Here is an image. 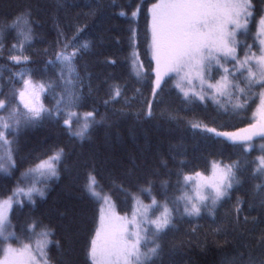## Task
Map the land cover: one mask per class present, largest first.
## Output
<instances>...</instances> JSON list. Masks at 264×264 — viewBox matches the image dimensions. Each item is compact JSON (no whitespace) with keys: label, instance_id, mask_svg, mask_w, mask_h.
<instances>
[{"label":"trees","instance_id":"1","mask_svg":"<svg viewBox=\"0 0 264 264\" xmlns=\"http://www.w3.org/2000/svg\"><path fill=\"white\" fill-rule=\"evenodd\" d=\"M156 1L63 0L61 6L60 0H0V15H14L28 6L36 22L35 41L24 52L31 57V64L18 66L8 60L9 55L18 54L10 52L14 33L0 38V44L4 46L0 51V99L10 97L14 88L22 86L11 79L12 74L22 68L33 69L36 81H57L54 91L60 92L58 68L46 67L45 62L58 47V31L71 36L75 27L88 25L80 41H88L89 47L75 62L83 99L74 111L82 114L96 109L99 123L83 139L69 135L63 126V117L45 118L19 132L12 130L8 139L15 141L12 147L16 150L18 167L11 176L0 173L2 199L11 193L20 172L31 160L37 155L51 154L52 149L63 148L59 177L48 182L44 197H34L35 204L25 200L23 206L14 205L10 212V230L19 238L10 240L12 244L30 242L35 237L27 231L33 218L52 231V243L46 250L50 264H92L88 250L97 228L100 201L85 187L90 173L98 181V191L111 199L116 211L129 216L135 197L145 203L151 202V196L141 193L142 188L149 186V181L152 195L157 200L163 202L167 197L172 201L186 191L184 174L197 171L207 174L212 162L221 159L240 161L238 176L241 184L232 191L230 199L217 205L214 217L205 212L200 218H182L177 213L176 227L161 237L163 250L155 264H190L191 261L219 264L221 258L225 254L231 255L238 244L249 245L245 258L249 250L259 255L256 237L264 232V225L244 223V217L251 221L252 217L262 215L259 202L264 196V175L254 173L253 161L261 155L259 144L264 140L257 138L254 147L245 153L241 146L215 134L235 131L253 122V113L260 101L259 89L247 110L239 115L218 108L211 100L186 103L174 87V76L166 77L162 90L154 97L148 8ZM255 3L258 12L264 10L261 0H255ZM90 8L96 9L94 16L86 15ZM134 11L136 16L132 15ZM121 12L125 14L121 15ZM256 21L247 37L248 43L255 39L259 15ZM256 43L258 45L259 41ZM243 54L241 51V57ZM220 74L215 73L216 79ZM115 85H119L122 95L105 105L103 102ZM77 89H81V83L77 84ZM41 101L46 108H52L56 97L49 91ZM150 102L153 115L149 118L146 113ZM170 114L176 118H170ZM193 124L200 127L193 128ZM238 197L243 200V210L237 225L235 205ZM220 225L226 231L215 235L214 230ZM193 228L196 229L194 233ZM206 236L208 247L202 252L200 247ZM226 240L228 247L217 250L215 245ZM2 247L3 243H0V251Z\"/></svg>","mask_w":264,"mask_h":264},{"label":"snow or ice","instance_id":"2","mask_svg":"<svg viewBox=\"0 0 264 264\" xmlns=\"http://www.w3.org/2000/svg\"><path fill=\"white\" fill-rule=\"evenodd\" d=\"M60 2L63 6V0ZM261 3L264 4V0ZM95 14L94 8L86 13L90 16ZM124 14L121 12V15ZM148 14L152 59L156 64L153 96L162 90L166 77L174 76V87L186 103H206L211 100L218 108L239 115L247 110L259 89L260 104L254 113V122L237 132L219 135L241 146L245 153L254 147L257 138L264 140V10L258 12L255 0H157L148 8ZM132 15L136 16L137 12L134 11ZM257 15L259 21L255 39L248 43L247 37L252 26L257 23ZM87 27V24L75 27L71 36L58 31V47L45 62L46 67L51 65L58 68L60 92L54 91L58 86L57 81L34 80L33 69L22 68L20 72L12 74L13 83H21L22 86L14 88L10 97L0 99V112L8 109L11 99L18 101L15 107L8 110L7 115H0V173L5 176H11L18 167L16 150L12 147L15 141L8 139V133L12 130L19 132L21 128L35 126L45 118L63 117V126L69 135L83 139L99 123L96 120V109L82 114L78 110L74 111L80 107L83 99L82 82L79 81L75 62L82 51L89 47L88 41H80ZM9 32L15 34L10 52L18 54L9 55L8 60L18 66L31 64V57L24 55L36 38V22L32 19L31 7L26 6L14 15H0V38ZM3 47L0 44V51ZM254 48L258 50L253 51ZM44 51L47 53L48 50ZM217 72L221 73L219 79L215 76ZM78 83H81V89H77ZM49 91L56 97L52 108H46L41 101V97ZM121 95V88L115 85L103 103L108 105ZM152 115L150 102L146 116L150 118ZM170 118L176 117L170 114ZM77 122L79 127L73 131V124ZM192 127L200 125L193 124ZM260 152L261 155L253 161V171L264 175V143L260 145ZM63 158V148L52 149L51 154L46 156L37 155L20 172L11 193L0 199V243L4 245L0 264H41L34 251H39L42 264H50L46 250L52 243V231L39 219L33 218L27 225V231L36 237L35 250L31 243L21 242L20 247H14L8 241L19 238L15 231L10 230V212L14 205L23 206L25 200L35 204L34 197H44L48 182L59 177V165ZM240 168L239 160L226 162L221 159L212 162L211 171L207 175L198 171L184 174L183 186L186 191L172 201L167 197L163 202L157 200L152 195L149 181V186L142 188L141 193L151 196V202L145 204L135 197L136 206L131 219L115 213L107 217L102 214L100 226L88 250L92 264H155L163 250L160 242L162 235L176 227V214L180 213L182 218H200L207 212L214 217L217 205L230 199L232 191L241 184L238 176ZM85 187L91 196H100L98 181L91 173ZM242 204L243 200L238 197L235 205L237 225L240 223ZM259 207L262 215L252 217L251 221L246 216L244 223L264 225V196L260 199ZM192 231L194 233L196 229ZM225 231V227L220 225L214 234L220 235ZM228 245L229 241L226 240L223 244L217 243L215 247L221 250ZM207 247L206 236L200 251H206ZM255 247L259 249V255L249 250L245 258V250L249 249V245L238 244L231 255L225 254L221 258L219 264H264V232L256 237ZM190 264L199 262L191 261Z\"/></svg>","mask_w":264,"mask_h":264},{"label":"rangeland","instance_id":"3","mask_svg":"<svg viewBox=\"0 0 264 264\" xmlns=\"http://www.w3.org/2000/svg\"><path fill=\"white\" fill-rule=\"evenodd\" d=\"M157 2V1H156ZM155 2V3H156ZM264 9V8H263ZM151 32V31H150ZM151 46V45H150ZM151 56H152V50H151ZM154 61V60H153ZM155 67H156V64H155V61H154V69H155ZM154 80H155V73H154ZM175 78V77H174ZM153 80V81H154ZM175 80V79H174ZM153 86V85H152ZM17 103H18V101L16 100V99H12L11 101H10V103H9V106H8V109H5V112H4V115H7V112H8V110H10L12 107H15L16 105H17ZM259 104H260V101L258 102ZM259 104H258V106H259ZM258 106L256 107V110H255V112L254 113H256L257 112V109H258ZM21 108H22V105H21ZM253 113V114H254ZM256 118H258V117H256ZM255 119V118H254ZM254 119H253V122H254ZM252 122V123H253ZM248 125H246V126H244V127H242V128H246ZM79 127V123L77 122L76 123V125L74 126V130H76V128H78ZM242 128H239V129H242ZM239 129H237V130H235V131H230V132H237ZM219 134V133H225V132H215V134ZM259 145H261V144H259ZM210 171H211V168H210V170H209V172L207 173V174H209L210 173ZM207 174H205V175H207ZM7 197V196H6ZM6 197H4V198H6ZM96 198H98V200L100 201V210H99V217H98V223H97V228L100 226V221H101V216H102V214L103 215H105L106 217L110 214V213H115L117 216H120V217H127L128 219H131V217H132V213H133V209H134V207L136 206V201H135V204L133 205V208H132V211H131V213H129V216H123V215H120L117 211H116V209H115V207H114V204L112 203V201H111V199L107 196V195H104V194H100V196L99 197H96ZM3 199V198H2ZM142 201V200H141ZM143 203H145L144 201H143ZM145 204H148V203H145ZM159 211V210H158ZM158 211H157V213L156 214H158ZM96 228V229H97ZM95 234H96V232H95ZM95 236V235H94ZM93 236V237H94ZM35 239H36V237H33V239L30 241V242H25V243H31L32 244V247H33V249L35 250ZM8 243H11L10 241H8ZM4 246V245H3ZM13 246L14 247H20L21 246V242H19V241H17L16 242V244L15 243H13ZM91 246V245H90ZM3 248V247H2ZM2 255H3V252H2V250L0 251V258H2ZM34 255L36 256V258H37V260L38 261H41V264H42V260H41V257H40V254H39V251H34ZM90 258V257H89Z\"/></svg>","mask_w":264,"mask_h":264}]
</instances>
